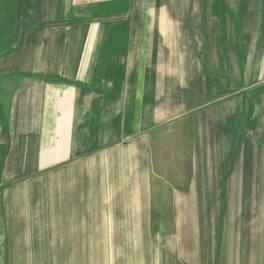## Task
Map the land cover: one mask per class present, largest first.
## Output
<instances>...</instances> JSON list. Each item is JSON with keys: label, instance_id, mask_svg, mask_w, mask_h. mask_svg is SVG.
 Here are the masks:
<instances>
[{"label": "crops", "instance_id": "obj_1", "mask_svg": "<svg viewBox=\"0 0 264 264\" xmlns=\"http://www.w3.org/2000/svg\"><path fill=\"white\" fill-rule=\"evenodd\" d=\"M0 264H264V0H0Z\"/></svg>", "mask_w": 264, "mask_h": 264}, {"label": "rangeland", "instance_id": "obj_2", "mask_svg": "<svg viewBox=\"0 0 264 264\" xmlns=\"http://www.w3.org/2000/svg\"><path fill=\"white\" fill-rule=\"evenodd\" d=\"M1 232H2V227H1Z\"/></svg>", "mask_w": 264, "mask_h": 264}]
</instances>
